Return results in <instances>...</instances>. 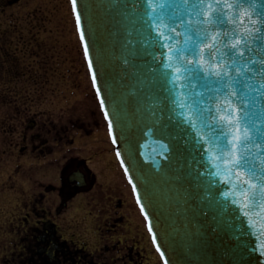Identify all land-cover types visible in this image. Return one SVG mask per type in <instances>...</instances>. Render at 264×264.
I'll use <instances>...</instances> for the list:
<instances>
[{"label": "water", "instance_id": "obj_1", "mask_svg": "<svg viewBox=\"0 0 264 264\" xmlns=\"http://www.w3.org/2000/svg\"><path fill=\"white\" fill-rule=\"evenodd\" d=\"M167 3L153 17L147 0H77L97 81L117 132L116 147L137 183L156 232L155 243L159 242L168 264H264V254L254 250L258 244L245 218L222 195L230 186L215 175L199 150L202 124L196 117L188 122L186 116L189 110L200 118L209 109L214 112L222 93L208 90L209 82L197 78L196 86L186 92L187 99L180 98L170 83L174 69L164 68L159 59L164 49L155 25L165 36L171 35L170 47L179 43L184 48L186 38L195 40V31L206 27L195 23L204 17L192 13L189 28L184 0ZM180 18L185 25H179ZM233 19L236 25L225 22L221 27L228 31L250 27L238 12ZM173 27L176 32L169 33L167 29ZM253 47L245 59H264V49ZM184 55L192 58L190 45ZM253 86L258 87L255 81ZM253 95L252 118L264 130V89ZM181 103L187 107L180 108Z\"/></svg>", "mask_w": 264, "mask_h": 264}, {"label": "flooded vegetation", "instance_id": "obj_2", "mask_svg": "<svg viewBox=\"0 0 264 264\" xmlns=\"http://www.w3.org/2000/svg\"><path fill=\"white\" fill-rule=\"evenodd\" d=\"M88 102L90 109L76 115L65 112L54 117L40 111L21 117L19 141L11 144L18 145L28 178L21 192L33 200L25 204L22 229H9L14 237L5 241L11 250L1 256L0 264H141L137 260L139 241L129 228L140 223L139 206L115 146L104 135L95 94ZM77 130L90 137L84 148L77 145L85 140L75 136ZM31 215L37 217L32 224ZM92 232L100 240L96 252L89 248Z\"/></svg>", "mask_w": 264, "mask_h": 264}, {"label": "snow or ice", "instance_id": "obj_3", "mask_svg": "<svg viewBox=\"0 0 264 264\" xmlns=\"http://www.w3.org/2000/svg\"><path fill=\"white\" fill-rule=\"evenodd\" d=\"M147 2L151 8L150 15L153 17L168 6L167 0ZM71 3L76 12V22L80 26V38L84 40L88 67L92 69V82L107 120L111 141L116 145L119 141L113 117L97 81L77 0H71ZM184 4L189 11L187 20L189 28L193 24L192 13L197 18L204 17L203 20L197 19L195 23L206 27L195 31V40L186 38L184 48H181L179 43L176 47H170L171 35L165 36L159 25H155L154 19L155 31L164 49L159 54V59L164 61V68L174 69L169 74L170 83L177 89L180 98L187 99L186 92L196 86L197 78L209 82L208 90H219L222 93L223 98L218 99L214 112L209 109L207 115L200 118L198 112L189 110L186 116L188 122L196 117L202 124L204 131L199 133L197 141L199 150L203 151L208 162L215 168V175L230 186L222 195L236 206L251 228L252 235L256 238L255 243L258 244V248L254 250L264 254V130L258 128L252 118L254 115L252 105L255 103L253 93H259L264 89V59H245V54H250L254 50V45L264 49V0H252L251 3H246L245 0H184ZM237 12L241 20L248 19L250 27L234 28L232 31L221 27L225 22L236 25L237 20L233 19V15ZM178 23L183 26L186 21L180 18ZM167 31L173 33L176 29L173 27ZM189 45L191 59L184 55ZM177 63L181 66H175ZM257 76L260 77L259 80H256ZM253 81L258 87L253 86ZM212 85L218 86V89ZM196 95H202V92ZM179 107L184 109L187 105L181 103ZM115 154L123 165L141 212L148 218V230L152 233V239L156 241L152 220L119 147L116 148ZM156 247L160 255L164 256V264H168V258L159 242L156 243Z\"/></svg>", "mask_w": 264, "mask_h": 264}, {"label": "rangeland", "instance_id": "obj_4", "mask_svg": "<svg viewBox=\"0 0 264 264\" xmlns=\"http://www.w3.org/2000/svg\"><path fill=\"white\" fill-rule=\"evenodd\" d=\"M75 28L69 0L0 2V239L4 240L0 241V259L11 250L5 241L14 237L9 229L12 226H16L17 232L22 229L20 221L28 209L25 204L33 200L21 192L28 178L22 170L18 145L11 144L19 141L21 117L40 111L54 117L65 112L76 115L91 107L88 100L94 92ZM16 105L22 112H18ZM103 124L107 136L104 121ZM75 136L85 138L84 143L77 144L80 148L87 146L90 137L78 130ZM36 218L29 216L30 224ZM84 220L88 225V219ZM139 220L134 228L128 225L132 230L130 235L139 241L137 260L141 264H159L144 221L141 217ZM94 234L97 232L91 233L89 248L96 252L99 246L96 242L100 240ZM109 240L111 243L112 239Z\"/></svg>", "mask_w": 264, "mask_h": 264}, {"label": "bare ground", "instance_id": "obj_5", "mask_svg": "<svg viewBox=\"0 0 264 264\" xmlns=\"http://www.w3.org/2000/svg\"><path fill=\"white\" fill-rule=\"evenodd\" d=\"M75 93L77 92V90L74 91Z\"/></svg>", "mask_w": 264, "mask_h": 264}]
</instances>
